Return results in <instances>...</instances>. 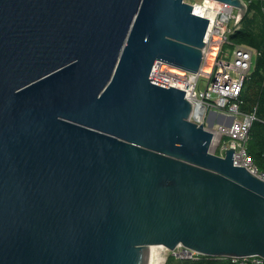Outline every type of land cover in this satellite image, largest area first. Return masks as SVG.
<instances>
[{
  "label": "water",
  "instance_id": "95a60500",
  "mask_svg": "<svg viewBox=\"0 0 264 264\" xmlns=\"http://www.w3.org/2000/svg\"><path fill=\"white\" fill-rule=\"evenodd\" d=\"M208 25L185 0H0V264L264 258V181L150 79L197 74Z\"/></svg>",
  "mask_w": 264,
  "mask_h": 264
},
{
  "label": "built area",
  "instance_id": "2783aa9c",
  "mask_svg": "<svg viewBox=\"0 0 264 264\" xmlns=\"http://www.w3.org/2000/svg\"><path fill=\"white\" fill-rule=\"evenodd\" d=\"M185 1L193 6L195 14L209 20L201 68L196 74L156 62L150 79L186 92V98L193 105L191 120L213 133L212 149L217 150L216 155L225 157L227 150L235 148V166L246 168L264 181V172L258 169L248 152L250 130L257 120L256 109L253 113L242 110L243 93L259 52L231 41V36L242 26L238 8L216 0ZM154 248L158 264H167L171 258L196 261L207 257L182 245L174 250L160 245L153 247L152 260ZM216 259L231 260L234 264H264V258L258 255Z\"/></svg>",
  "mask_w": 264,
  "mask_h": 264
},
{
  "label": "trees",
  "instance_id": "16d2710c",
  "mask_svg": "<svg viewBox=\"0 0 264 264\" xmlns=\"http://www.w3.org/2000/svg\"><path fill=\"white\" fill-rule=\"evenodd\" d=\"M248 5L242 26L231 41L255 48L259 56L243 93V112L253 113L256 109L257 120L250 130L248 152L258 169L264 172V0H243ZM167 264H234L231 260L201 257L196 261H176L169 259Z\"/></svg>",
  "mask_w": 264,
  "mask_h": 264
},
{
  "label": "bare ground",
  "instance_id": "6f19581e",
  "mask_svg": "<svg viewBox=\"0 0 264 264\" xmlns=\"http://www.w3.org/2000/svg\"><path fill=\"white\" fill-rule=\"evenodd\" d=\"M158 257H157V254H156V248H154V252H153V260L151 262V264H158Z\"/></svg>",
  "mask_w": 264,
  "mask_h": 264
},
{
  "label": "rangeland",
  "instance_id": "374dc122",
  "mask_svg": "<svg viewBox=\"0 0 264 264\" xmlns=\"http://www.w3.org/2000/svg\"><path fill=\"white\" fill-rule=\"evenodd\" d=\"M187 1H189V0H187ZM249 80H250V78L248 79L247 83L249 82ZM200 83L202 84V81H201ZM212 152H213L214 154H217V150H216V149H212Z\"/></svg>",
  "mask_w": 264,
  "mask_h": 264
}]
</instances>
